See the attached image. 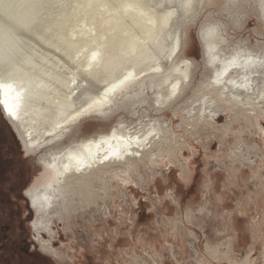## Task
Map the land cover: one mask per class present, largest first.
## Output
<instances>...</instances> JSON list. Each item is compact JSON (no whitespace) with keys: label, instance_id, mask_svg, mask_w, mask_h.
Here are the masks:
<instances>
[{"label":"rangeland","instance_id":"1","mask_svg":"<svg viewBox=\"0 0 264 264\" xmlns=\"http://www.w3.org/2000/svg\"><path fill=\"white\" fill-rule=\"evenodd\" d=\"M27 1L0 0V6L12 11ZM155 2L37 0L32 27L25 35L16 33L22 45L19 53H24L14 57L11 71L32 82L43 81L53 91L38 102L41 110L32 116L34 126L54 119L52 102L55 95L67 92L70 68L77 69L78 62L107 41L114 40V46L106 54L121 62L117 75L162 61L177 31L180 58L191 59L192 66L190 77L181 81L172 98L166 97L173 86L168 83L177 75L169 73L166 85L161 76L149 74L121 96L110 115L88 117L62 136L44 138L31 154L19 139L30 171L25 193L49 178L46 155L74 140L143 129L151 143L143 157L121 161L116 170L101 176L96 204L58 219L40 233L34 226L35 211L22 191L20 214L28 241L24 246L8 244L11 250L37 249L53 264H264V102L253 103V97L244 95L235 100L212 86L199 39L203 28L216 26V48L223 57L241 51L257 54L264 63V0H197L186 15L175 0ZM142 9L148 15L167 9L176 13L168 26L149 38L146 18L131 20V14ZM10 26L9 17L0 12V29ZM132 41L144 44L140 56L128 53ZM106 78V72L90 76L95 85ZM250 82L264 90V76ZM0 115L8 124L1 110ZM252 156L254 163L247 161ZM16 170L12 162L0 164L3 190H8L9 175ZM13 214L8 216L19 233Z\"/></svg>","mask_w":264,"mask_h":264},{"label":"bare ground","instance_id":"2","mask_svg":"<svg viewBox=\"0 0 264 264\" xmlns=\"http://www.w3.org/2000/svg\"><path fill=\"white\" fill-rule=\"evenodd\" d=\"M196 1L175 0V3L182 9V14L186 15L187 12L192 13ZM35 3L37 0H29L22 8L12 11L6 5L0 6V12L11 21L10 27L0 29V106L4 117L11 122L25 150L30 154L43 144L41 141L44 138L59 134L62 136L72 126L88 117L110 115L118 106L121 96L129 94L140 84L143 77L149 74L161 76L166 85L170 78L169 73L177 75L174 82L168 83L173 86L167 98H172L181 81L190 77L192 60L180 58L182 45L178 31L171 47L164 51L162 61L144 70L130 67L120 75H117V70L121 62L111 53L105 52L107 48L113 49L114 40L107 41L95 47L86 59L78 62L77 66H74L77 69L70 68L71 77H68L65 86L67 92L55 95L52 102L56 106L54 119L45 126H34L31 122L32 116L41 110L38 109V102L42 98H48L53 91H48V86L42 83L43 81L32 82L24 74L11 71V68L12 60L22 48L16 33L25 35L32 27L38 11L33 6ZM155 5L159 4L155 2ZM175 13L176 9H167L160 15H148L144 10L142 12L140 10L139 13L131 14V20L136 22L146 18L148 23L145 24L147 25L145 32L150 38L168 26ZM217 37L216 26L201 30L200 39L203 41L205 62L212 71L209 83L235 100L244 95L246 98L253 97V103L264 102V90L254 87L255 84L250 82L255 77L264 76V63L259 59L260 56L235 51L223 57L216 48ZM130 45L128 53L136 51L138 56L142 54L144 44H134L132 41ZM23 53L24 50L19 54ZM167 66H170V70ZM2 68L8 70V73L6 74ZM104 72L108 74V78L104 83L95 85L96 80H91L90 76ZM91 87L95 88V91L89 90ZM90 91L93 94H90ZM57 98L59 100H56ZM247 113L254 114L251 111ZM60 139L58 136L57 140ZM150 143L147 130L136 129L126 133L112 131L95 134L79 141L74 140L71 145L59 149L58 152L46 155V165L50 168L49 178L32 185L25 193L36 214L34 223L36 230L40 233L41 230L52 227L58 219L95 203L97 196L95 188L101 176L116 170L119 166L117 163L121 161L127 163L138 155L143 157L147 154L145 151ZM149 147H152V144ZM239 153L241 156L242 149H238ZM255 160V156H252L247 161L254 163Z\"/></svg>","mask_w":264,"mask_h":264},{"label":"flooded vegetation","instance_id":"3","mask_svg":"<svg viewBox=\"0 0 264 264\" xmlns=\"http://www.w3.org/2000/svg\"><path fill=\"white\" fill-rule=\"evenodd\" d=\"M22 151L23 150L19 142V137L17 136L13 128H11L10 125L7 124L0 115V164H7V162H12L15 165V169H17V175H9L10 180L7 183V186L9 185V188L8 190H4V196L2 197L5 200L12 202L14 204V211L17 209V212L20 211L22 204L21 202L23 201L22 194H25L24 187L30 177L29 166L27 165V160L25 158L26 156H24ZM5 156H9L10 158H4ZM21 219L23 220L20 214L17 217L19 225H22Z\"/></svg>","mask_w":264,"mask_h":264},{"label":"trees","instance_id":"4","mask_svg":"<svg viewBox=\"0 0 264 264\" xmlns=\"http://www.w3.org/2000/svg\"><path fill=\"white\" fill-rule=\"evenodd\" d=\"M3 188L4 186L0 187V246L2 248L0 249V252H2L0 264H13L17 260L22 261L23 264H53L48 257L37 249L29 252L28 249H23L20 246V250L8 248V244L24 246L28 241V236L23 225H20L19 233L14 231V222L9 217V214L11 212L14 213V218H16V216L20 215V211L17 212V209L14 211V204L2 197L4 196Z\"/></svg>","mask_w":264,"mask_h":264},{"label":"water","instance_id":"5","mask_svg":"<svg viewBox=\"0 0 264 264\" xmlns=\"http://www.w3.org/2000/svg\"><path fill=\"white\" fill-rule=\"evenodd\" d=\"M199 39H200V36H199ZM200 41H201V39H200ZM202 52H203V49H202ZM0 108H1V106H0ZM0 110H1V112H2V114H3V110H2V108H1ZM3 115H4V114H3ZM8 124L10 125L11 128H13L11 122H9ZM13 130H14V128H13ZM14 131H15V130H14Z\"/></svg>","mask_w":264,"mask_h":264},{"label":"crops","instance_id":"6","mask_svg":"<svg viewBox=\"0 0 264 264\" xmlns=\"http://www.w3.org/2000/svg\"><path fill=\"white\" fill-rule=\"evenodd\" d=\"M223 217H225V214H223ZM243 234V233H242Z\"/></svg>","mask_w":264,"mask_h":264}]
</instances>
